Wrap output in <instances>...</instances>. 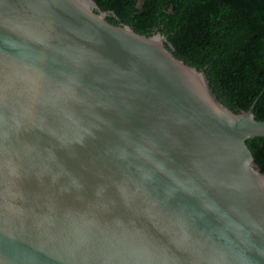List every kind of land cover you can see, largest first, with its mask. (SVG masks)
<instances>
[{
    "label": "water",
    "instance_id": "95a60500",
    "mask_svg": "<svg viewBox=\"0 0 264 264\" xmlns=\"http://www.w3.org/2000/svg\"><path fill=\"white\" fill-rule=\"evenodd\" d=\"M107 16L0 0V264H264V121Z\"/></svg>",
    "mask_w": 264,
    "mask_h": 264
},
{
    "label": "trees",
    "instance_id": "16d2710c",
    "mask_svg": "<svg viewBox=\"0 0 264 264\" xmlns=\"http://www.w3.org/2000/svg\"><path fill=\"white\" fill-rule=\"evenodd\" d=\"M94 1L114 12L112 24L166 36L175 57L206 74L222 104L236 113L254 106L264 121V0ZM247 145L264 173V138Z\"/></svg>",
    "mask_w": 264,
    "mask_h": 264
},
{
    "label": "flooded vegetation",
    "instance_id": "af4514ba",
    "mask_svg": "<svg viewBox=\"0 0 264 264\" xmlns=\"http://www.w3.org/2000/svg\"><path fill=\"white\" fill-rule=\"evenodd\" d=\"M115 1H120L119 3H123V2H129V1H131V0H115ZM107 2L108 3H111V0H107ZM140 1L139 2H137L136 3V7L137 8H139V9H141L142 8V5H140ZM125 4V3H124ZM103 12H106L107 14H108V16H107V20L109 19V18H113V19H118L116 16H115V14H114V12L113 11H103ZM119 20V19H118ZM156 33H159V32H156ZM156 33H154V34H156ZM153 35V34H152Z\"/></svg>",
    "mask_w": 264,
    "mask_h": 264
}]
</instances>
